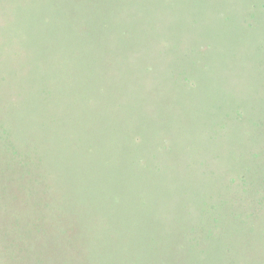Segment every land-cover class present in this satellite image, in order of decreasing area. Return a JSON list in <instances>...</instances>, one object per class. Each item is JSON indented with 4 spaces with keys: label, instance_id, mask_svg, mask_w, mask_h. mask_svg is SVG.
<instances>
[{
    "label": "rangeland",
    "instance_id": "obj_1",
    "mask_svg": "<svg viewBox=\"0 0 264 264\" xmlns=\"http://www.w3.org/2000/svg\"><path fill=\"white\" fill-rule=\"evenodd\" d=\"M0 264H264V0H0Z\"/></svg>",
    "mask_w": 264,
    "mask_h": 264
}]
</instances>
